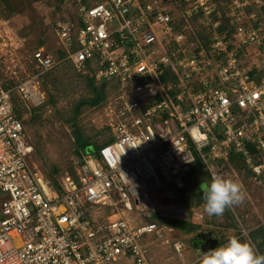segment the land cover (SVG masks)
Returning a JSON list of instances; mask_svg holds the SVG:
<instances>
[{"label":"built area","instance_id":"1","mask_svg":"<svg viewBox=\"0 0 264 264\" xmlns=\"http://www.w3.org/2000/svg\"><path fill=\"white\" fill-rule=\"evenodd\" d=\"M213 1H62L69 14L54 33L65 60L117 83L106 107L112 141L97 156L82 153L76 177L64 174L58 190L30 163L34 150L10 98L36 101L39 77L60 61L39 48L34 75L12 87L0 81V264H150L140 240L164 239L165 228L140 217H186L174 189L197 159L222 175L232 154L264 174V25L246 11L253 0H229L227 40L210 21ZM169 3L201 16L217 61L187 42L192 29L177 30ZM248 46L259 52L254 62L244 58ZM182 249L173 242L176 254Z\"/></svg>","mask_w":264,"mask_h":264},{"label":"rangeland","instance_id":"2","mask_svg":"<svg viewBox=\"0 0 264 264\" xmlns=\"http://www.w3.org/2000/svg\"><path fill=\"white\" fill-rule=\"evenodd\" d=\"M12 1L13 5L19 6V2H15V0ZM23 2L21 6L24 8L23 12L20 11L17 14H10L3 0H0V81L4 87L16 85L19 81L35 74V66L32 62V55L35 50L44 48L46 51L55 53L56 50L60 48L54 33V22L59 18L60 12H53V10H55L54 0H40L31 3V5L28 3V0H23ZM217 2L219 11L217 10V13H215L216 21L223 17L224 13L229 12V5L226 1L218 0ZM213 5L214 7L216 6L215 3H213ZM166 6L171 10L173 15H176V28L179 32L186 26L189 27L188 29L193 30L194 33L191 34L189 32L188 36H186L187 42L191 44L193 48L201 45L202 41L197 37V32L203 30L206 33L208 32L205 24L202 23L201 16H193L194 14L190 12L187 13L184 6L178 8L170 3ZM64 14L68 15L69 13L66 12ZM213 19L214 17H210L211 22H214ZM262 23L264 25V21ZM242 51H244L245 54L244 58L251 62L255 61V57H258L257 59L260 58L259 52L254 46H248ZM55 73L66 75L65 78H63V80H65L64 86L60 87L59 92L53 89L50 79L45 82L43 78H40L39 92L41 97L36 101L22 100L17 96V101L20 103V108L22 110L20 118L25 127L26 138L34 147L30 163L35 165L43 174L48 173L52 167L57 168L60 172L59 174H64L69 172V167L76 166L77 158L74 154L75 145L72 127L71 123L67 122V119L70 116L73 103L81 97L87 96L86 88L83 84V76L85 73H80L71 66L57 69L54 74ZM47 93L55 98L56 103L53 107L47 103L50 98ZM110 95L111 94H109L107 98ZM107 98L99 106L85 109L77 118L78 125L85 131L86 135L90 136L98 143L104 142L111 136L107 126V120L111 116L109 111L106 110ZM233 169L235 174L230 172L231 170L233 171ZM233 169H225L224 177L233 179L241 185L245 196L242 203L245 205H251V203L254 205L264 203V185L260 183L259 178L244 180L242 172L244 173L246 169L243 170L242 168L238 170L234 167ZM194 178L195 177H192L188 184L189 193L192 192L193 188L196 186ZM198 181L200 180L198 179L197 182ZM240 182H242V184ZM174 192L177 195L176 189H174ZM230 207L235 211V214H237L236 205ZM201 212L203 218L199 223L201 226L200 230L217 236L221 241L220 244L224 243L227 238L233 235L249 242L248 233L250 230L248 228L254 227V224L249 222L244 224L241 220L238 221L236 219V221L235 217L232 216V223L236 224L235 229L223 230L222 225H225V217H220L217 221V225H213L209 223L210 218L204 211L202 210ZM161 219L162 218H159L158 220ZM148 220L147 218L145 220L142 216L140 217L141 223ZM192 220L196 219L192 218ZM186 221H188V219ZM222 235L223 239L220 238ZM190 236L172 230L164 234V239H157V237L150 238L149 242L152 247H150L149 250V263L179 264L178 262H180L181 264V260L183 259L181 257L182 251L181 254H176L173 251V242L182 243L187 250L193 251L197 261L200 253L203 251L200 248L193 249L192 237ZM153 244L156 245V247L153 246ZM154 251H161V253L151 256L150 253Z\"/></svg>","mask_w":264,"mask_h":264},{"label":"trees","instance_id":"3","mask_svg":"<svg viewBox=\"0 0 264 264\" xmlns=\"http://www.w3.org/2000/svg\"><path fill=\"white\" fill-rule=\"evenodd\" d=\"M28 1H29L28 3L31 5V3L37 2L40 0H28ZM62 1L63 0H54L55 10H53V12L59 11L60 12L59 16H66L64 13H66L68 11V9L63 7ZM217 1L218 0L213 1V3L216 4V6H215L216 10H218V4H217L218 2ZM222 1H226L228 3L229 0H222ZM256 1H260V2L256 3L255 0H253L251 5H249L246 8V11L248 13L257 12V15H259L260 20L263 22L264 21V0H256ZM3 2L6 6V9L8 10V12L10 14H17L20 11L21 12L24 11V8L21 7L22 4L24 3L23 0H17V1L15 0V2H19V6L13 5L12 0H3ZM213 17H214L213 20H216L215 14H213ZM219 21H220V25L217 29L218 32L219 33H225L227 40L231 39L234 28L230 24V18L227 15V13H224L223 17H221L219 19ZM197 37L199 38V40L202 41L201 42L202 45L210 52V55L213 56V58L217 61L220 58V55H215L211 51V47H210L211 41H210L209 32L206 33L204 30L197 32ZM263 45H264V39H263ZM229 48H231V45L229 46ZM53 54L55 55L57 60L60 61L59 64L56 67H54L52 70L41 75L39 77V79L43 78V80L45 82H46V80L50 79L51 86L53 87V89L59 92L60 87L64 86L65 80H63V78H65L66 75L65 76L59 75L57 73L54 74V72L57 69H60V68L65 67V66H69V67L71 66L72 68H74V67H73V64L70 60H65V52L61 48L56 50V52ZM36 72H37V70L35 69V73ZM66 79H68V78H66ZM45 82H43V83H45ZM83 84L86 88L87 96L81 97L79 100H77L76 102L73 103V105L71 107V111H70V116L67 119V122L71 123V127H72V134H73V140H74V145H75L74 154L77 158V164L75 167H69V172H66L64 174H69L70 176H72L74 178L76 177V168H78L82 165V158H81L82 153L97 156L98 150L102 146H104L105 144H108L109 142L112 141V136H109L108 139H106L102 143L96 142L90 136H87L85 131L78 125L77 118L83 113V111L85 109L94 108V107L99 106L107 98V96L109 94H112L114 92V90L117 87V83L113 80H110V81H106V80L97 81V80H95L94 75H93V70L90 68L89 71H87L83 76ZM12 86H14V85H10L9 87H12ZM48 95L50 98H49V101L47 103L53 107L56 103L55 98L51 94H48ZM10 100L12 103L14 114L18 118H20V116L22 114V110L20 108V103L17 101L18 100L17 96L15 94H13L11 96ZM28 142L32 145V143L30 141H28ZM32 147H33V145H32ZM228 159L230 161H233V160L237 159V157L235 155L230 154ZM248 172L251 173V171H248ZM59 173L60 172L57 168L52 167L48 173L43 174L47 179H49L52 182V184L58 190H60V178L64 175V174H59ZM208 175H209V173L205 169L203 163L197 159L196 166L191 171H189L187 173V175L184 177V187L181 189H177V197H178L179 201L184 205L185 208L190 209L192 207H197V206L203 205L199 186H200L201 182L208 177ZM192 177H195L194 183L196 186L193 188V191L189 193L188 192L189 191L188 190V188H189L188 184H189L190 179ZM196 179L197 180L199 179L200 181L197 182ZM223 215L226 218H232L231 217L232 211L230 210L229 207L225 209ZM213 217H215V216H213ZM161 221L163 223H165L168 227L175 228V229H177L183 233H186V234L193 233L197 229L196 225L189 223V222H183V221H178V220L169 219V218H162ZM230 226H232V224H230ZM255 236H261L263 238L264 237V229L259 228L255 231H253L251 233V236H250V240H251L250 242L256 243ZM257 244L258 245L256 247L258 248L259 254H261V246L264 245V241L262 240L260 243L258 242Z\"/></svg>","mask_w":264,"mask_h":264},{"label":"clouds","instance_id":"4","mask_svg":"<svg viewBox=\"0 0 264 264\" xmlns=\"http://www.w3.org/2000/svg\"><path fill=\"white\" fill-rule=\"evenodd\" d=\"M208 165V177L199 186L203 211L208 217L221 216L225 209L243 202L241 185L212 170ZM196 264H264V254H258L246 240L235 235L207 251L201 252Z\"/></svg>","mask_w":264,"mask_h":264},{"label":"crops","instance_id":"5","mask_svg":"<svg viewBox=\"0 0 264 264\" xmlns=\"http://www.w3.org/2000/svg\"><path fill=\"white\" fill-rule=\"evenodd\" d=\"M236 157H237V159H235L233 161H230L228 158H227L226 161H223L225 165H224L223 170L221 171L222 176H224V173L226 171L225 169H230V168L233 169V167L238 169V170H241L242 168H243V170L246 169L244 167V165L242 164V161L240 160V158L238 156H236ZM246 170H245L244 173L242 172V174H243L242 177H243L244 180L245 179H250V178H255V179L259 178L260 183L264 185V174L262 176H260V177L259 176L257 177L253 173L248 172L249 170H247V171ZM230 172L234 173V169H233V171L231 170ZM240 183L242 184V182H240ZM255 194H257V193H255ZM263 196H264V191H263ZM176 197H177V195H176ZM177 199H178V197H177ZM178 201H179V199H178ZM179 203L183 206V208H184V210L186 212V217L179 218V219L174 218V219L178 220V221L189 222V223H192V224L196 225L197 229L193 233L186 234V233H183V232H181V231H179V230H177L175 228L168 227L161 220H158L160 217H157V216L149 218L148 221H157V222H159L160 225L164 226L165 234L168 231H170V229H171V231L172 230H176V231H179L180 234H183V235H186V236H190L191 235L190 237H192L191 240L193 242V249L194 248H199V246H198V244H196V242L206 241L208 239L216 240V246L219 245L221 241L218 239L217 236H213L209 232L205 233V231H201L200 230L201 226H200L199 223H200L201 219L203 218V215H202V212H201L203 210V205L187 209V208L184 207V205L180 201H179ZM243 204L244 203H242V204L240 203V204L236 205L237 214H235V211L231 207H229V208L232 211L231 217L232 216L235 217V220L236 219L238 221L241 220L242 222H244V224L245 223L247 224L249 222V223H252V224L255 225L254 227L252 226L253 228L252 227L248 228L250 230L249 233H248L249 234L248 235V239H249V242H250L251 241L250 240V236H251V233L253 231H255V230L259 229V228H263L264 229V203H259L257 205H254L253 203H251V205H247V204L245 205L244 204V207H243ZM233 206H235V205H233ZM198 215H201V217H198ZM220 217H224V215L222 214L221 216H218V217L217 216L209 217L210 218L209 223L213 224V225H217V221H218V219ZM192 218H195L196 220H192ZM187 219H188V221H186ZM198 219H200V220H198ZM225 219H226L225 220V225L224 224L222 225V229L223 230L235 229L236 224L232 223V218H226L225 217ZM230 224H232V226H230ZM153 237L155 238L154 235H145L140 240L141 243L146 247L148 256H149L150 247H152V245L150 244L149 240H150V238H153ZM220 238L223 239V235ZM255 239H256V243L250 242V244L253 246V250L259 254L258 248L256 246L258 245L257 244L258 242L260 243L262 240L264 241V237L262 238L261 236H255ZM157 241H159V240H157ZM153 246L156 247V245H154V244H153ZM152 249H155V248H152ZM160 253H161V251H154L153 253H150V254H151V256H153L154 254L159 255ZM261 254H264V245L261 246ZM181 257L183 258L181 260L182 261L181 264H196V259L194 257L193 251L187 250L185 245L183 246ZM178 263L180 264V262H178ZM119 264H132V262H131V260L129 258L122 257L119 260Z\"/></svg>","mask_w":264,"mask_h":264},{"label":"water","instance_id":"6","mask_svg":"<svg viewBox=\"0 0 264 264\" xmlns=\"http://www.w3.org/2000/svg\"><path fill=\"white\" fill-rule=\"evenodd\" d=\"M246 148L251 154H255L257 152L253 145L247 144ZM214 247H216V240L208 239L206 240L205 245L201 248V250L204 252Z\"/></svg>","mask_w":264,"mask_h":264},{"label":"flooded vegetation","instance_id":"7","mask_svg":"<svg viewBox=\"0 0 264 264\" xmlns=\"http://www.w3.org/2000/svg\"><path fill=\"white\" fill-rule=\"evenodd\" d=\"M206 241H200V242H196V244H198L199 248H201L202 246L205 245Z\"/></svg>","mask_w":264,"mask_h":264}]
</instances>
